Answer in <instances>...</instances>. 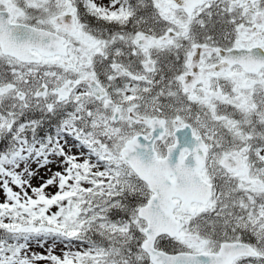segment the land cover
<instances>
[{
    "label": "snow or ice",
    "instance_id": "snow-or-ice-1",
    "mask_svg": "<svg viewBox=\"0 0 264 264\" xmlns=\"http://www.w3.org/2000/svg\"><path fill=\"white\" fill-rule=\"evenodd\" d=\"M0 197V264H264V0H0Z\"/></svg>",
    "mask_w": 264,
    "mask_h": 264
},
{
    "label": "rangeland",
    "instance_id": "rangeland-1",
    "mask_svg": "<svg viewBox=\"0 0 264 264\" xmlns=\"http://www.w3.org/2000/svg\"><path fill=\"white\" fill-rule=\"evenodd\" d=\"M33 167H35V165H33ZM52 170L53 171H56V170H59V169H57L54 165L52 166ZM40 175L41 176H47V173L44 171V170H41L40 171ZM39 183V179L37 178L36 180H34L33 181V184L34 185H37ZM0 198H2V197H0ZM48 244H51V241H49L48 242ZM48 244H46L45 245V248H39V247H37L35 244H33V250L34 251H36V252H40V253H44L45 251H46V248L48 247ZM63 247V245H60V244H57V246H56V249H55V252H56V254H60V250H61V248Z\"/></svg>",
    "mask_w": 264,
    "mask_h": 264
}]
</instances>
